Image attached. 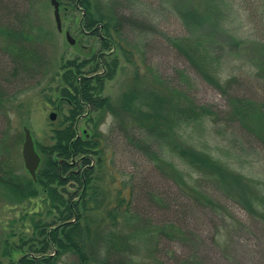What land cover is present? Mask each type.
<instances>
[{
	"label": "trees",
	"instance_id": "1",
	"mask_svg": "<svg viewBox=\"0 0 264 264\" xmlns=\"http://www.w3.org/2000/svg\"><path fill=\"white\" fill-rule=\"evenodd\" d=\"M29 1L30 5L22 12L13 0H0V51L9 59L11 70L7 74L38 75L42 79L51 75L50 82L58 79L59 100L68 106V113L53 130L54 143L36 148L41 157L36 181L28 174L14 171L9 161L7 133L0 140V191L19 202L41 198V193L43 208L59 214L57 222L33 224L39 230L42 255L38 259L24 255L18 264H53L56 254H71L74 256L71 264H198L196 254L183 256L169 246H162L183 239L190 241L189 229L175 220L149 219L136 205L132 174H126L127 181L121 183L114 197L107 202L97 200L93 161L100 163L105 140L115 132L121 134L123 151L138 154L151 163L194 205L214 212L222 208L206 191L212 186L220 196L264 221L262 185L234 170L209 149L211 138L217 134L229 140L224 129L231 124L264 146V100L236 95L232 91L235 78H223L220 74L226 46L216 40L223 34L217 30L226 21L223 5L228 2L233 7L236 0H185L180 7V3L158 0L151 6L155 14H164L166 9L177 11L184 27L168 35L169 44L200 79L225 96L229 104L225 112L197 103L188 92L190 77L182 71L178 73L181 81L176 84L170 77H159L152 71L141 76L136 69L133 74L136 86L126 89L118 102L97 96L103 81L111 79L115 72L116 50L129 64H137L134 52L139 56L143 53L141 41L129 44L124 31L132 30L140 39L157 34L156 27L146 20L118 15L114 0H70L73 9L82 12L80 29L98 37L99 50L90 59L67 60L55 69L54 62L44 60L39 47L43 33L33 21L32 0ZM255 4L260 10L254 12L252 22L264 32V0ZM260 38L257 49L264 51V39ZM232 49L228 52L232 53ZM254 65V76L264 78V61ZM87 66L88 72L84 73L82 70ZM9 97L7 88L0 84V109ZM55 108L60 110V104ZM98 111L113 117L107 137L94 130L82 131L80 135L77 127L80 118ZM69 182L77 190L64 198L57 187L64 188Z\"/></svg>",
	"mask_w": 264,
	"mask_h": 264
},
{
	"label": "rangeland",
	"instance_id": "2",
	"mask_svg": "<svg viewBox=\"0 0 264 264\" xmlns=\"http://www.w3.org/2000/svg\"><path fill=\"white\" fill-rule=\"evenodd\" d=\"M13 1L21 7L22 12L30 5L29 0ZM58 1L61 32L56 29L53 7L49 0H32V9L30 8L34 14L35 25L43 33L39 47L45 56L44 60L54 62L55 69L67 60L76 59L77 62H82L90 59V55L99 50L98 37H91L79 27L81 10H74L70 0ZM114 1L117 3L115 10L118 15L133 17L137 21L146 20L156 27L157 34L139 39L132 30L124 31L129 44L141 41L139 44L143 45V53L139 56L134 52L137 64H129L122 53L116 50L115 72L111 79L103 81L97 96L108 97L112 103L118 102L126 89L136 86L133 79L136 69L141 76L152 71L159 77H170L176 84L181 81L178 73L182 71L190 77L188 92L197 103L211 106L218 111L228 110L229 104L225 96L200 79L169 44L168 35H174L184 27L177 11L166 9L164 14L153 13L151 6L158 0ZM257 1L236 0L233 7L228 2L223 5L226 21L221 26L223 28L217 30H222L223 34L216 37V40L220 45L226 46L222 53L224 57L220 74L223 78H235L232 80L233 93L253 100H264V78L254 76V64L264 61V51L257 49V40L260 37L264 39V32L262 27H254L255 23L252 22L256 17L254 12L260 10L256 8ZM170 2L180 3V7L185 0ZM65 31L75 39L77 46L76 43L70 45L66 41ZM229 48H233L232 53L228 52ZM88 67L82 71L88 72ZM10 70L8 57L0 51V84L7 88L10 95L8 103L5 101L0 109V140L2 134L7 133L11 167L18 174H28L21 156L22 128L25 126L29 129L35 149L39 145L53 144V130L68 113V106L61 102L63 100H59L58 87L60 88L61 84L58 79L50 82L51 75L43 79L38 75L9 76L7 72ZM57 103L60 104V110L55 108ZM50 113L55 114L53 120L49 118ZM112 125L113 117L105 111H98L87 118L82 116L77 127L80 135L82 131L92 133L94 130L107 137ZM199 129L204 133L202 127ZM224 130L229 140L224 139L225 136L221 134L211 138L212 145L209 149L212 154L229 162L230 166L243 176L260 183L264 191V146L248 134L245 136L235 124L225 127ZM122 142L119 132L110 134L105 140L100 163L93 161L96 163L93 177L99 192L98 201L105 199L107 202L114 197L121 183L127 181L126 174H132L135 177L132 182L136 185L134 196L138 198L135 199L136 205L150 217L149 219L154 222L175 220L189 229L187 232L192 238L190 241L183 239L184 241H174L169 245L163 243V247L169 246L171 250L183 256L196 254L200 259L198 264H264V221L252 216L238 203L220 196L212 186L206 191L220 202L222 208L214 212L194 205L169 177L156 171L151 163L138 154L123 151ZM222 150L226 151L227 155ZM57 189L65 198L71 195L70 193H75L77 186L69 182L64 188ZM90 192L89 190L88 193ZM1 194L3 193L0 191V264H18V259L24 255L38 259L42 255V243L37 237L39 230L36 231L33 224L57 222L58 212L43 208V203L39 200L42 198L41 193V198L23 202ZM50 253L48 250L47 254ZM53 260V264H71L74 256L56 254Z\"/></svg>",
	"mask_w": 264,
	"mask_h": 264
},
{
	"label": "water",
	"instance_id": "3",
	"mask_svg": "<svg viewBox=\"0 0 264 264\" xmlns=\"http://www.w3.org/2000/svg\"><path fill=\"white\" fill-rule=\"evenodd\" d=\"M50 4L53 7L54 20L56 23V29L61 32V19L59 14V2L57 0H50ZM65 39L70 44L73 45L75 40L71 37L68 31L65 32ZM49 118L53 120L55 118L54 113L49 114ZM23 131V143L21 148V156L24 163V167L27 170L29 176L36 181V172L40 164V157L35 150V146L27 127L22 128Z\"/></svg>",
	"mask_w": 264,
	"mask_h": 264
}]
</instances>
